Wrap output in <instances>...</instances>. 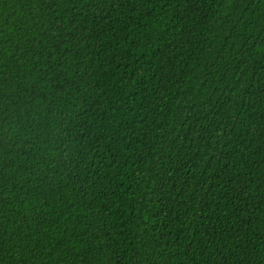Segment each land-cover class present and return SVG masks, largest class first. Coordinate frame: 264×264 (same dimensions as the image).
I'll return each mask as SVG.
<instances>
[{
    "label": "trees",
    "instance_id": "16d2710c",
    "mask_svg": "<svg viewBox=\"0 0 264 264\" xmlns=\"http://www.w3.org/2000/svg\"><path fill=\"white\" fill-rule=\"evenodd\" d=\"M0 264H264V0H0Z\"/></svg>",
    "mask_w": 264,
    "mask_h": 264
}]
</instances>
